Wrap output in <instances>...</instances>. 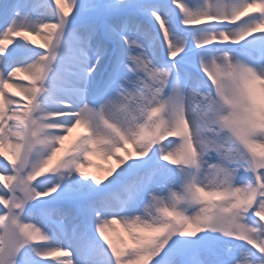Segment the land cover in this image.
<instances>
[{"label":"snow or ice","instance_id":"obj_1","mask_svg":"<svg viewBox=\"0 0 264 264\" xmlns=\"http://www.w3.org/2000/svg\"><path fill=\"white\" fill-rule=\"evenodd\" d=\"M0 158V264H264V0H0Z\"/></svg>","mask_w":264,"mask_h":264},{"label":"bare ground","instance_id":"obj_2","mask_svg":"<svg viewBox=\"0 0 264 264\" xmlns=\"http://www.w3.org/2000/svg\"><path fill=\"white\" fill-rule=\"evenodd\" d=\"M34 39L37 40V44L41 43V41H39L38 38L34 37ZM76 136V133L74 132L73 133V136L69 138V140L65 141V149H70L72 144H73V140ZM114 163V162H113ZM108 166V163L105 164V163H99V162H95L94 161V167L89 169L90 172H92L93 174L95 175H98V176H102L103 175V170L105 168H107ZM118 229V228H117ZM110 236H112L113 238H115L114 234L110 233Z\"/></svg>","mask_w":264,"mask_h":264},{"label":"rangeland","instance_id":"obj_3","mask_svg":"<svg viewBox=\"0 0 264 264\" xmlns=\"http://www.w3.org/2000/svg\"><path fill=\"white\" fill-rule=\"evenodd\" d=\"M98 158L101 159L100 157H94V159H96V160H99ZM102 161H103V159H102ZM115 237H116V235H115Z\"/></svg>","mask_w":264,"mask_h":264}]
</instances>
